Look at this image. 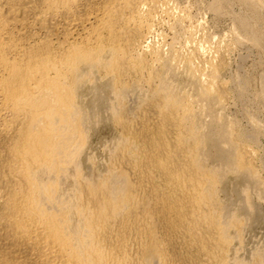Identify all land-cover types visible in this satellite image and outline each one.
I'll list each match as a JSON object with an SVG mask.
<instances>
[{
    "label": "bare ground",
    "instance_id": "bare-ground-1",
    "mask_svg": "<svg viewBox=\"0 0 264 264\" xmlns=\"http://www.w3.org/2000/svg\"><path fill=\"white\" fill-rule=\"evenodd\" d=\"M232 1L213 50L175 0H0V264H264V176L221 78L233 46L264 49V0L207 10Z\"/></svg>",
    "mask_w": 264,
    "mask_h": 264
},
{
    "label": "rangeland",
    "instance_id": "rangeland-1",
    "mask_svg": "<svg viewBox=\"0 0 264 264\" xmlns=\"http://www.w3.org/2000/svg\"><path fill=\"white\" fill-rule=\"evenodd\" d=\"M202 1V2H200ZM204 1V2H203ZM177 2V4L181 7V8H185L186 11H188L189 9V13L191 14V16H193V21L196 23V21L199 23H201L203 26L201 27V29L205 28L203 31H208L207 33L214 38L213 41V50L214 48L216 49V44L215 42L217 43V41H219V39L221 38H224L226 39L225 41L228 42V45L232 42V38H230V36L232 37V31L233 30V27L231 26L233 23V15L242 11L241 10V6L239 4H237V2L235 1H232L230 6L233 8H230V7H226L225 9L227 10L228 13V16H227V13L226 14H223L225 15L226 17L224 16H218V15H215L212 11H210L209 9L207 10V5H208V0H175V3ZM203 3V4H202ZM233 3V5H232ZM185 5V6H184ZM187 5V6H186ZM201 5V6H200ZM203 5H206L205 7ZM204 7V8H203ZM240 7V9L238 8ZM228 8V9H227ZM230 9V10H229ZM232 9V10H231ZM240 10V11H239ZM192 11V12H191ZM210 11V12H208ZM232 13H231V12ZM212 12V13H211ZM234 12V13H233ZM262 12H264V7L262 9ZM232 15V18H231V15ZM206 17V18H205ZM217 17V18H216ZM219 17V19H218ZM220 17L222 19H220ZM232 20H231V19ZM205 20V21H204ZM211 20V21H210ZM204 23H202V22ZM193 22V23H194ZM227 24V25H226ZM160 25V27H159ZM158 27H157V30H159V32H162L165 34H167L166 36L167 37H170L172 35V31L169 30V28H166L165 25L161 26V24H159ZM216 26V27H215ZM207 28V29H206ZM224 32H223V31ZM220 33V34H219ZM210 36V37H211ZM224 36V37H223ZM216 37V38H215ZM229 38V39H228ZM231 39V40H230ZM216 40V41H215ZM230 41V42H229ZM215 44V45H214ZM230 46V45H229ZM233 46V45H232ZM231 46V47H232ZM212 47V45H211ZM230 47V48H231ZM234 50H233V49ZM230 51H228L227 55H226V68L224 69V71L221 73V78H224V80H227V87H229V100H228V103H227V112H228V115L229 117H231L230 119H232L233 121H238L237 125H238V128L239 130L242 131V135L244 133H248L249 132V135L251 134V132L253 133V129H255L256 127L254 126V123H253V128H252V125H251V119L253 118H256V120H259L257 121L258 124H261L262 127H261V131L258 135V139L257 141H252V140H249L250 138L248 137L249 135L247 134H244L248 137V140H247V137L244 136V141H246L247 143H250V145L256 150L258 151L257 152V160L259 158V162L258 164L260 165V168L262 169V175L264 176V106H262V102L259 103L260 99L256 98V101L254 97H252V95L256 96V94H258L259 96V93H258V89L259 87V84L261 83L260 80L262 79L260 77V73H264V49L260 50L256 47L253 48L252 46H233ZM249 49V50H248ZM260 51V52H258ZM233 53V54H232ZM241 53V59H239L240 57L238 55H240ZM257 55V56H256ZM242 56L244 57L242 59ZM243 62V63H242ZM236 64V65H235ZM240 67H239V65ZM261 64V65H260ZM262 66V67H261ZM239 71V72H238ZM236 73V74H235ZM238 73V74H237ZM261 73V74H262ZM239 74L243 77V79L247 80L249 82V80L251 82L247 83V81L244 80V82H246V84L244 83V94L241 96V94H239L238 90L239 87H238V82L235 81L237 78V75L239 76ZM251 75V76H250ZM264 75V74H263ZM262 75V77H264ZM240 76V77H241ZM246 78H245V77ZM249 78H248V77ZM260 77V78H259ZM233 82L231 79H233ZM248 78V79H247ZM251 78V79H250ZM260 83H259V82ZM234 84V85H233ZM248 84V85H247ZM254 84V85H253ZM256 84V85H255ZM247 85V86H246ZM250 85V86H249ZM246 86V87H245ZM259 86V87H258ZM235 87V89H234ZM231 88V89H230ZM238 88V89H237ZM249 88V90H248ZM261 88V87H260ZM250 91V93H254V94H251L248 93V91ZM238 91V92H236ZM257 92V93H256ZM238 93V95H237ZM248 95H247V94ZM256 93V94H255ZM240 95V96H239ZM237 96V97H236ZM245 96V97H244ZM249 97V102L247 101ZM240 97V98H239ZM260 97V96H259ZM246 99V100H245ZM243 100V101H242ZM254 100V101H253ZM256 101V102H255ZM241 103V105H240ZM253 103V104H252ZM236 106H235V105ZM250 104V105H249ZM230 105V106H229ZM233 105V106H232ZM264 105V103H263ZM253 106V107H252ZM229 107V108H228ZM245 107L247 108V110L245 109ZM258 107V108H257ZM257 109V110H256ZM261 109V110H260ZM245 111V112H244ZM251 115H249L247 112ZM251 111V112H250ZM249 115V116H248ZM235 116V117H234ZM258 116V117H257ZM249 117V119H248ZM234 118L236 120H234ZM240 118V119H239ZM236 121V122H237ZM253 121H255L253 119ZM252 121V122H253ZM240 122V124H239ZM248 122V123H247ZM257 122L255 121V123L257 124ZM247 123V124H246ZM249 124V125H248ZM255 124V125H256ZM240 125V127H239ZM255 127V128H254ZM244 129V131H243ZM252 130V131H251ZM240 131V132H241ZM244 132V133H243ZM101 142L104 143L105 140H107L108 138H110V133L108 132H104L103 135H101ZM246 138V140H245ZM251 141V142H250ZM255 142H258V144H256ZM96 143V142H95ZM93 144V149H98L97 152L100 153L101 155L104 154L103 153V148H101L100 146V143L99 144ZM254 144V145H253ZM257 146V147H256ZM259 146V147H258ZM105 149V148H104ZM262 160V161H261ZM263 215V216H262ZM260 216V217H259ZM252 234L249 233L247 234L246 239L247 241L246 242H249L250 244L252 243L251 241H253L255 239V241H260L261 243H264V201L262 200L261 204H260V209H259V213H258V222H256L254 224V226L252 227ZM259 236V237H258ZM255 237V238H253ZM258 237V238H257ZM258 239V240H257Z\"/></svg>",
    "mask_w": 264,
    "mask_h": 264
}]
</instances>
